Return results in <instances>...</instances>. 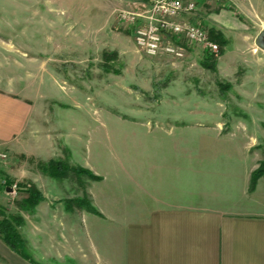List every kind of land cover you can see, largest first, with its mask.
Returning <instances> with one entry per match:
<instances>
[{"label": "rangeland", "instance_id": "obj_1", "mask_svg": "<svg viewBox=\"0 0 264 264\" xmlns=\"http://www.w3.org/2000/svg\"><path fill=\"white\" fill-rule=\"evenodd\" d=\"M193 1L210 35L206 19L222 2ZM123 4L0 0V88L21 100L10 109L32 111L25 145L33 146V134L40 145L49 138L54 146L42 160L17 153L15 140L0 142V171L18 186L0 191V207L26 222L35 216L65 220L56 236L65 250L82 245L77 264H111L112 242L118 237L122 242L126 230L113 229V180L121 174L127 179L128 163L142 156L145 141L202 143L225 134L248 135L264 162V68L254 67L262 61L252 57L253 49L261 54L254 40L237 39L226 65H218L221 50L209 54L193 48L181 60L147 58L137 50L132 29L119 22ZM204 62L214 64L215 72ZM155 119L161 126L147 137V120ZM49 162L87 169L99 180L71 170L65 178H52L41 168ZM127 184L123 181L125 189ZM32 185L45 201L39 212H23L17 204ZM77 199H86L96 213L69 204ZM122 215L126 219V212L116 213Z\"/></svg>", "mask_w": 264, "mask_h": 264}, {"label": "crops", "instance_id": "obj_2", "mask_svg": "<svg viewBox=\"0 0 264 264\" xmlns=\"http://www.w3.org/2000/svg\"><path fill=\"white\" fill-rule=\"evenodd\" d=\"M122 2L125 10L139 4L138 0ZM221 2L219 11L206 19L209 28L227 41L219 66L226 65L237 39L255 42L264 31V0ZM260 51H252L253 59L262 60L254 67L264 68V51ZM18 101L11 90L0 88V142L11 145L15 140L17 153L47 160L54 148L49 138L40 145V137L32 134L33 146L24 143L32 111L22 106L18 110L9 108ZM159 123L147 120V137L158 132L154 126H161ZM255 143L248 135L226 134L202 143L145 141L142 156L128 163L127 179L121 174L113 180V229L126 230L122 242L118 236L112 242L111 264H264V178L250 191L252 173L261 162ZM40 209L42 204L35 213ZM62 210L67 213L65 207ZM125 212L126 219L116 216ZM33 218V222L24 219L27 226L19 232L35 262H80L82 245L65 250L63 239L56 236L57 227H66L65 220ZM28 223L32 227L26 234ZM0 264L30 263L0 240Z\"/></svg>", "mask_w": 264, "mask_h": 264}, {"label": "built area", "instance_id": "obj_3", "mask_svg": "<svg viewBox=\"0 0 264 264\" xmlns=\"http://www.w3.org/2000/svg\"><path fill=\"white\" fill-rule=\"evenodd\" d=\"M133 10H122L119 22L132 29L137 50L147 58L184 59L189 49L218 54L219 45L198 20L193 0H138ZM221 1V0H217ZM186 17H190L186 20ZM16 188V185L13 186Z\"/></svg>", "mask_w": 264, "mask_h": 264}, {"label": "trees", "instance_id": "obj_4", "mask_svg": "<svg viewBox=\"0 0 264 264\" xmlns=\"http://www.w3.org/2000/svg\"><path fill=\"white\" fill-rule=\"evenodd\" d=\"M211 40L219 45L222 53V49L227 46V41L223 36L215 31H210ZM203 67L207 70H212L215 72V66L212 63L204 62ZM43 171L47 173L50 177L55 179H62L67 176V173L71 170L77 175H87L93 180H99L98 177L94 176L87 169L76 167L69 168L67 163L63 162H49L45 166H41ZM5 177V180L1 183V178ZM260 178H264V162H262L259 167L252 173L250 191H254L257 181ZM13 182L10 178L5 176L3 172L0 171V191L2 189L11 188L13 189ZM16 187H18L16 185ZM26 193V198L17 204L18 208L23 212H32L37 206L45 201L44 195L32 185L24 189ZM69 204H76L79 208L86 209L89 212L96 213L93 206H91L86 199L73 200ZM25 224V220L21 215L7 214L5 208L0 207V240L15 254L28 261L30 264H39L35 262L27 249V242L21 236L19 229Z\"/></svg>", "mask_w": 264, "mask_h": 264}, {"label": "water", "instance_id": "obj_5", "mask_svg": "<svg viewBox=\"0 0 264 264\" xmlns=\"http://www.w3.org/2000/svg\"><path fill=\"white\" fill-rule=\"evenodd\" d=\"M255 45L262 51H264V31L260 32L256 39H255ZM7 192H13L12 189H7Z\"/></svg>", "mask_w": 264, "mask_h": 264}]
</instances>
